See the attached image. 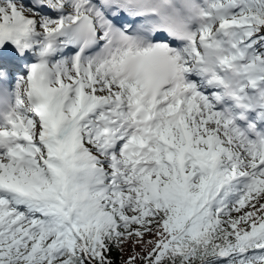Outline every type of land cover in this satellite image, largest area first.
<instances>
[{
  "label": "snow or ice",
  "instance_id": "6c2138e0",
  "mask_svg": "<svg viewBox=\"0 0 264 264\" xmlns=\"http://www.w3.org/2000/svg\"><path fill=\"white\" fill-rule=\"evenodd\" d=\"M264 264V0H0V264Z\"/></svg>",
  "mask_w": 264,
  "mask_h": 264
},
{
  "label": "trees",
  "instance_id": "16d2710c",
  "mask_svg": "<svg viewBox=\"0 0 264 264\" xmlns=\"http://www.w3.org/2000/svg\"><path fill=\"white\" fill-rule=\"evenodd\" d=\"M116 259H117V264H119V257H117Z\"/></svg>",
  "mask_w": 264,
  "mask_h": 264
}]
</instances>
